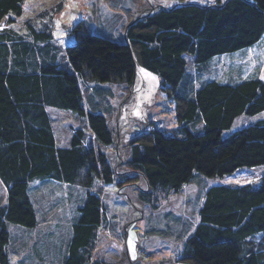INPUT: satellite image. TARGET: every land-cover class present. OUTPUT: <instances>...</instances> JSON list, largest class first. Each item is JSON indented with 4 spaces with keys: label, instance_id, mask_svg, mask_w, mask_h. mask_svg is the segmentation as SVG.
Masks as SVG:
<instances>
[{
    "label": "trees",
    "instance_id": "obj_1",
    "mask_svg": "<svg viewBox=\"0 0 264 264\" xmlns=\"http://www.w3.org/2000/svg\"><path fill=\"white\" fill-rule=\"evenodd\" d=\"M27 1L0 0V182L6 191L0 204V264H10V226L31 231L39 225L33 184L88 189L57 256L59 264H101L95 250L110 219L105 196L89 189L115 182L123 188L141 179L146 190L139 201L153 214L172 195L195 187L196 215L185 221L168 212L167 222L154 232L166 243L182 241L180 258L194 264H264V175L254 185H205L206 179L264 166V118L224 135L238 118L264 112V79L257 71L243 78L233 68L227 80L204 77L217 57L262 41L264 0L160 9L128 26L123 42L92 34L81 21L70 31L75 43L64 52L53 34L54 14L50 24L37 17L21 23ZM134 48L142 67L161 79L162 92L177 103L178 128L152 125L149 134L130 143V159L114 168L102 149L115 143L108 113L87 109L82 82L131 86ZM49 109L74 114L87 129H77L69 145L60 146ZM125 164L127 171L118 173ZM180 222L188 227L185 236L178 231Z\"/></svg>",
    "mask_w": 264,
    "mask_h": 264
},
{
    "label": "rangeland",
    "instance_id": "obj_2",
    "mask_svg": "<svg viewBox=\"0 0 264 264\" xmlns=\"http://www.w3.org/2000/svg\"><path fill=\"white\" fill-rule=\"evenodd\" d=\"M224 1L28 0L25 4V13L20 21L22 23L37 17L40 22L50 24L53 20L49 18V14H54L53 34L61 52H64L66 47L75 43L70 31L81 21L89 23L88 29L92 34L101 35L115 42H123L126 28L151 12L176 5L208 6ZM5 24L6 22L3 23ZM134 50L137 58L136 78L131 86L120 83L94 84L89 79L82 82L87 109L108 113L107 117L114 131L115 143L110 148L102 149L106 150L114 168L120 166L121 160L125 163L130 159V143L138 137L149 134L152 125L160 130L178 128L177 103L162 92L161 79L142 67L138 51L135 48ZM63 61L64 57L61 56V62ZM188 67L189 71L195 74L192 63H189ZM230 68L241 70L243 78L257 71L259 77L264 79V38L257 46L246 51L217 57V61L207 68L204 77L214 76L217 80H227ZM107 109H110L108 110L110 113L106 111ZM49 113L60 146H68L77 129H87L86 123L70 112L49 109ZM263 118L264 112L253 117L242 116L224 135L251 126ZM89 140L98 146L91 137ZM122 171H127L126 164L119 169L118 173ZM263 175L264 166L253 169L245 168L223 179H206L205 185L207 188L254 185L260 182ZM89 190L105 196L104 202L110 219V225H108L110 227L106 226L100 231L98 246L95 250V259L101 264H194L190 260H183L179 257L182 241L166 243L165 239L154 232L158 233L157 231L167 222L166 213L168 212L181 215L185 221L196 215L198 205H193L191 198L195 187L186 189L183 195L180 194L181 196L170 195L171 198L167 199L160 211L155 214L139 201V192L146 190V183L142 179L123 188H120L117 182L104 186V188L97 183ZM87 191L88 189L82 185L72 187L64 184L31 185L39 225L31 231L21 229L22 227L16 225L10 226V264L56 262L59 264L57 251L69 240V225ZM5 197V187L0 182V204H3ZM161 198L164 199L162 196ZM149 223L151 227L148 226ZM181 223L178 225V231L181 236H185L187 235L185 230L188 227ZM38 253H40L39 256H37Z\"/></svg>",
    "mask_w": 264,
    "mask_h": 264
}]
</instances>
